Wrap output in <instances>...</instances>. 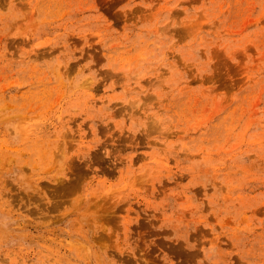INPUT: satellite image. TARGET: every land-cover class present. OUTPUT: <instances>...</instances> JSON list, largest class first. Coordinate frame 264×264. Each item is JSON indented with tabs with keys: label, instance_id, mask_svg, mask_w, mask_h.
Returning a JSON list of instances; mask_svg holds the SVG:
<instances>
[{
	"label": "rangeland",
	"instance_id": "1",
	"mask_svg": "<svg viewBox=\"0 0 264 264\" xmlns=\"http://www.w3.org/2000/svg\"><path fill=\"white\" fill-rule=\"evenodd\" d=\"M0 264H264V0H0Z\"/></svg>",
	"mask_w": 264,
	"mask_h": 264
}]
</instances>
